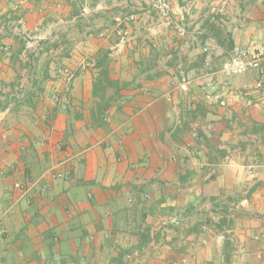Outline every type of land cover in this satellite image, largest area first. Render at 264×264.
<instances>
[{"label":"crops","instance_id":"0c3cea01","mask_svg":"<svg viewBox=\"0 0 264 264\" xmlns=\"http://www.w3.org/2000/svg\"><path fill=\"white\" fill-rule=\"evenodd\" d=\"M163 10L0 0V213L34 184L0 221V264H264V89L220 72L264 44V0Z\"/></svg>","mask_w":264,"mask_h":264},{"label":"built area","instance_id":"2783aa9c","mask_svg":"<svg viewBox=\"0 0 264 264\" xmlns=\"http://www.w3.org/2000/svg\"><path fill=\"white\" fill-rule=\"evenodd\" d=\"M159 7L164 9L163 11H167L169 9V0H159ZM133 18V17H132ZM118 35L120 39L124 40L128 35V29L120 24L117 26ZM178 32L181 35L186 33L184 28H179ZM8 48L6 47L5 50ZM264 44L258 43L255 40L249 41L244 46H238L234 50L228 53L226 60L223 62L221 67V74L226 77L243 75L250 70H254L257 72L258 76L253 84V88L255 90L264 89ZM85 68V63L82 65ZM59 74L66 81V87L63 91H54L51 95V98L54 103L61 104L64 107L67 106L69 102V93L71 89V83L75 77L74 70H71L68 67L59 68ZM170 84L173 87L179 88L181 91H187L189 89V79L186 76H173L170 80ZM211 83L208 81L205 83V86H210ZM251 171V170H250ZM71 170L65 172H56L54 174L55 178H68L70 177ZM34 184L30 183H15L14 188L21 192L20 196L14 197L10 196L11 204L6 208L4 213H0V221L9 213L11 208L16 205L25 196H28L31 192V189ZM224 239V236L220 237Z\"/></svg>","mask_w":264,"mask_h":264},{"label":"trees","instance_id":"16d2710c","mask_svg":"<svg viewBox=\"0 0 264 264\" xmlns=\"http://www.w3.org/2000/svg\"><path fill=\"white\" fill-rule=\"evenodd\" d=\"M99 61H100V65H103V64H104V60H103V59H100ZM102 70L106 71V70H107V67L104 66ZM101 82H102V81H101ZM106 82H108L107 84H109V85H112V84H113V82L110 81V80H108V79H106ZM98 91H99V88H98ZM100 91H101V89H100ZM102 91H103V90H102ZM96 92H97V89H96ZM108 105H109V103H107L106 107H108ZM106 107H105V108H106ZM102 111L104 112V110H102ZM102 111H101V112H102ZM103 112H102V113H103ZM102 113H101V114H102Z\"/></svg>","mask_w":264,"mask_h":264},{"label":"rangeland","instance_id":"374dc122","mask_svg":"<svg viewBox=\"0 0 264 264\" xmlns=\"http://www.w3.org/2000/svg\"><path fill=\"white\" fill-rule=\"evenodd\" d=\"M26 36V38H27V40L28 39H30L27 35H25ZM128 36V35H127ZM63 67V66H62ZM66 67V66H65ZM74 74H75V76H76V73H75V71H74ZM64 80V79H63ZM73 82V81H72ZM64 83H65V85H66V81L64 80ZM71 86H72V83H71ZM235 89H236V92H237V94L240 96L241 94H240V89L238 88H234V91H235ZM238 90V91H237ZM252 90H255L253 87H252ZM244 91H247L246 89L244 90ZM244 91H242V92H244ZM243 95H244V93H243ZM252 95V94H251ZM234 96H236V94H234Z\"/></svg>","mask_w":264,"mask_h":264}]
</instances>
